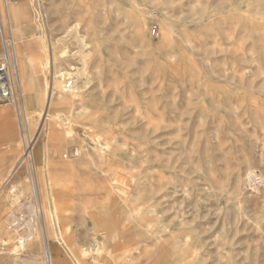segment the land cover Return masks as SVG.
Returning a JSON list of instances; mask_svg holds the SVG:
<instances>
[{"label":"rangeland","instance_id":"rangeland-1","mask_svg":"<svg viewBox=\"0 0 264 264\" xmlns=\"http://www.w3.org/2000/svg\"><path fill=\"white\" fill-rule=\"evenodd\" d=\"M6 12L25 79L0 102V264H264V0Z\"/></svg>","mask_w":264,"mask_h":264},{"label":"built area","instance_id":"built-area-1","mask_svg":"<svg viewBox=\"0 0 264 264\" xmlns=\"http://www.w3.org/2000/svg\"><path fill=\"white\" fill-rule=\"evenodd\" d=\"M3 10L0 5V102L12 104L16 107L15 99L18 87V79L15 76L14 64L11 63L13 51V40L9 34V26L6 12V0H1ZM2 11L5 15L6 28L2 18ZM7 32V33H6ZM153 35H157L156 26L151 29Z\"/></svg>","mask_w":264,"mask_h":264},{"label":"bare ground","instance_id":"bare-ground-1","mask_svg":"<svg viewBox=\"0 0 264 264\" xmlns=\"http://www.w3.org/2000/svg\"><path fill=\"white\" fill-rule=\"evenodd\" d=\"M76 22V21H75ZM78 23V22H77ZM70 29L68 30V31H66L67 33L69 32V31H73V33H74V35H75V38H76V40H77V42H78V44L80 45V47L82 48H80V53H81V56H82V61H83V63H85V59H87L86 57L89 55V51L91 52V49L90 50H85V48H86V46L88 45V40L86 39V37H85V35L84 34H82V33H80L79 31H78V29H77V24H74L73 26L71 25V27H69ZM65 32V33H66ZM84 33V32H83ZM71 34V33H70ZM65 36V35H64ZM64 36H62V38L64 37ZM61 38V37H60ZM85 51H87V52H85ZM66 51L64 50L63 52H62V54H64ZM81 59V58H80ZM88 60V59H87ZM81 63V62H80ZM82 63V64H83ZM15 64H16V66H15V69H16V72H17V74H18V76H19V78H23V79H25V70L23 69V65L20 63H18L17 62V60L15 59ZM84 66V65H83ZM82 67V66H81ZM78 70H80L79 68H77ZM75 71V73L76 74H81V73H83V69H81L80 71L81 72H79V71ZM66 73H64V72H62L61 74H59V75H62L63 76V84L61 85V88L64 90V91H68V90H71L72 92L73 91H77L79 88H83V86L88 82V80H86L85 79V81H83L82 82V84H76V83H74L73 84V81L71 82L70 80H69V75H72V74H75V73H70L69 71H65ZM84 74V73H83ZM86 75V74H85ZM84 75V76H85ZM89 76V75H88ZM88 79H89V77H88ZM76 82V81H75ZM62 102H66V101H68V98H66V97H63L62 98V100H61ZM49 107V106H48ZM57 116L59 117V119L61 120V121H63V118L61 117V114H57ZM71 124V123H70ZM69 124V125H70ZM72 125V124H71ZM71 127V126H70ZM69 128V127H68ZM70 129V128H69ZM76 130V129H75ZM68 131H70V130H68ZM69 134V133H68ZM94 141H95V143H96V146L98 145L99 147H100V149L99 150H102L103 148H106L107 147V143L106 142H104V141H102V139L100 138V137H95L94 138ZM97 146V147H98ZM41 172V171H40ZM40 176H41V173H40ZM43 178V177H42ZM50 199H52V198H50ZM47 202V201H46ZM46 210H44L45 211V214H53V209H51V208H45ZM54 219H55V217H54ZM51 220V219H50ZM56 220V219H55ZM29 235H26V238H28V239H26V240H29L31 237H32V235H36V228L33 226L32 228H31V230H30V232L28 233ZM20 245V244H19ZM83 252H84V249L82 250ZM55 255L54 254H52V252L51 251H49L48 253H45V259H46V261H47V264H54V261H55Z\"/></svg>","mask_w":264,"mask_h":264}]
</instances>
